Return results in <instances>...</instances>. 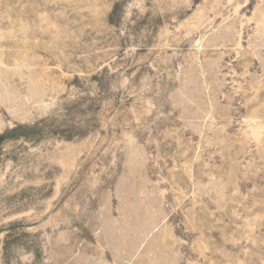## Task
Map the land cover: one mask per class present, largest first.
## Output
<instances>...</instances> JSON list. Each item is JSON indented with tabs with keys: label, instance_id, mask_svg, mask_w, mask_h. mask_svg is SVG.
<instances>
[{
	"label": "rangeland",
	"instance_id": "1",
	"mask_svg": "<svg viewBox=\"0 0 264 264\" xmlns=\"http://www.w3.org/2000/svg\"><path fill=\"white\" fill-rule=\"evenodd\" d=\"M0 264H264V0H0Z\"/></svg>",
	"mask_w": 264,
	"mask_h": 264
}]
</instances>
